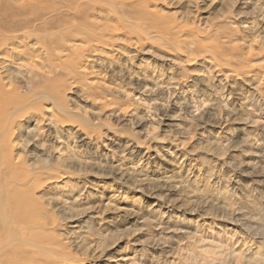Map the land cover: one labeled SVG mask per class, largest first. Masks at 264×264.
I'll return each instance as SVG.
<instances>
[{
  "label": "rangeland",
  "instance_id": "374dc122",
  "mask_svg": "<svg viewBox=\"0 0 264 264\" xmlns=\"http://www.w3.org/2000/svg\"><path fill=\"white\" fill-rule=\"evenodd\" d=\"M70 1L0 0V35L63 36L75 13ZM153 4L158 14H135L139 30L86 5L92 26L121 32L81 54L77 78L60 74V97L41 95L38 153L54 161L51 173L71 171L46 188L48 202L78 213L61 220L53 210L55 234L82 264H264V237L252 234L264 192V77L217 69L197 45L230 39L241 52L235 58L258 67L264 0ZM33 42L40 68L45 56ZM15 75L27 94L24 74ZM48 107L67 121L48 126Z\"/></svg>",
  "mask_w": 264,
  "mask_h": 264
},
{
  "label": "bare ground",
  "instance_id": "6f19581e",
  "mask_svg": "<svg viewBox=\"0 0 264 264\" xmlns=\"http://www.w3.org/2000/svg\"><path fill=\"white\" fill-rule=\"evenodd\" d=\"M70 2H72L75 12L71 17L74 18L76 14L84 18L85 21L77 25L71 18L72 23L69 21L71 26L67 28L68 31L63 36L55 34L56 37L52 38L48 32L38 34L37 38L30 36L31 33L29 35L26 33V36L21 33L22 36L19 38L13 36L14 34L8 36L3 32L0 35V264H82L81 260L71 259L69 256L70 246L54 231V221L57 216L61 220L70 219L77 216L78 213L60 203L49 204L48 200L52 199V196L50 188L46 189L55 180H60V177L65 178L66 173L71 172L69 168H73V166L70 167L72 162L68 164L65 159L61 160L62 166L69 172L64 170L58 173L50 172L51 168L53 169L54 161L52 158H44V155L38 153L36 135L39 128L37 124L41 123L43 117L41 115L36 117L35 112L43 110L41 107L42 96L48 94L54 95L56 98L61 96L59 76H70L74 79L78 77L82 53L88 51L92 45H112L116 41L115 35L121 32L119 27L101 30L98 26H92L95 23L91 19L92 13L89 15L83 11L86 5L87 9L94 12L96 8H99V13L102 9L113 11L119 22L122 21L127 28H129L128 25H132L135 30L140 29V25L135 22L134 17L137 12L141 13L144 10L149 11L152 15L158 14L153 0H89L84 3L72 0ZM262 28L264 29V27ZM32 39L34 41L32 46L38 47L37 49L45 56L44 65L40 68L35 64L37 53L30 51L27 45ZM191 42L195 45L198 43L197 40ZM234 42L224 39L218 44L213 43L214 45L201 44L202 42L197 45L201 52L208 51L207 53H210L209 57L214 61L217 69L222 67L229 69L232 71L229 73L230 75L236 74L234 72L237 74L244 72L246 75L248 74L246 72L257 69L258 71L254 70V75L259 74L261 78L264 77V52H260L263 59L261 64L258 67H249L246 61L235 58L240 56L241 52ZM210 48L215 51H210ZM247 58H250L249 54H247ZM188 59L186 61H189ZM11 67L15 69V73L9 76L10 73L7 71ZM22 73L28 84L27 94H21V90L14 82L17 79L15 74ZM261 99L264 104L263 94ZM20 107L27 111V115L17 118L19 114H15L14 110L16 111ZM53 109L54 107L44 109L49 113L45 119L48 126L65 123L67 120L54 114ZM63 109V107L60 109L61 112ZM261 110L262 112H260L263 113L264 107ZM33 120L36 121L34 127L31 125ZM23 124L24 130L20 131ZM21 139L24 140V143L19 145L18 142ZM262 146L261 153L264 154V138ZM261 162L264 163V156L261 157ZM259 196L260 225L256 229L257 233L252 234L263 238L264 192H259ZM75 200L74 198L73 201ZM96 205L98 207V204ZM53 210L57 211V216L53 214ZM88 219L95 223L94 218L88 217L83 222L86 223L87 228L91 226L88 225L90 222ZM246 230L251 232L249 226L246 227Z\"/></svg>",
  "mask_w": 264,
  "mask_h": 264
}]
</instances>
